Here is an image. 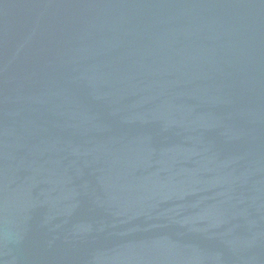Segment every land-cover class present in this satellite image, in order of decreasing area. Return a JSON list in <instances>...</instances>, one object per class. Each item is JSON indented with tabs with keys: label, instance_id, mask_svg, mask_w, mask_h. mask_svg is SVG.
I'll list each match as a JSON object with an SVG mask.
<instances>
[{
	"label": "water",
	"instance_id": "obj_1",
	"mask_svg": "<svg viewBox=\"0 0 264 264\" xmlns=\"http://www.w3.org/2000/svg\"><path fill=\"white\" fill-rule=\"evenodd\" d=\"M0 264H264V0H0Z\"/></svg>",
	"mask_w": 264,
	"mask_h": 264
}]
</instances>
